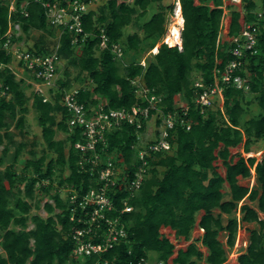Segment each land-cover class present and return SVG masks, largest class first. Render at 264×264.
Instances as JSON below:
<instances>
[{
  "label": "trees",
  "instance_id": "trees-1",
  "mask_svg": "<svg viewBox=\"0 0 264 264\" xmlns=\"http://www.w3.org/2000/svg\"><path fill=\"white\" fill-rule=\"evenodd\" d=\"M22 1L17 0V11L11 20L19 23L20 31L25 34L30 29L47 31L52 35L56 31L57 54L60 59L66 60V68L64 79L57 80L52 101H42L37 93H33L32 97L42 139L46 147L55 153V157L46 162L47 154L43 153L37 159H27L21 170L17 171L16 162L24 146L18 143L12 153V162L0 169V247L4 253H0V264L77 263L76 259L70 257L74 247L72 232L84 226L81 221L83 212L78 208L76 219L70 221L71 205L60 198V189L70 188L85 193L94 176L78 169L79 153L73 144L81 138L78 131L72 133L68 130V113L60 103L62 92L76 82L81 87L79 100L84 102L86 108L96 106L99 102L91 95L95 94L104 99L106 108L133 110L148 105L145 98L136 95V86L132 82L137 78L149 89V95L161 99L158 106L162 107L164 113L176 111L178 115H183L182 108L174 107L176 95L183 94L188 105L185 117L191 119L192 124L189 130L180 126L169 130L170 153L158 152L153 155V159L148 158L149 176L134 197L128 199L129 205L133 206L132 211L121 216L126 238L100 256L94 254L84 257L81 264H103V261L110 263L113 260L127 263L140 258L151 261L148 257L150 251L157 254L155 262L169 264L174 245L160 233V228L169 227L178 239L189 241L195 226L203 231L199 241L207 248V254L204 255L193 240L185 249L177 250L171 264H197L201 260L206 264H224L226 253L219 235L224 233L227 246H234L237 211L241 214V221L257 222L259 225V230H250L247 249L238 256V264H264V218L260 219L258 214L264 213V153L260 160L255 157L245 158L238 152L230 154V148L239 144L248 153L252 144L264 140V15L262 18L257 17L256 1H241L244 23L254 24L258 28L254 46L256 53L250 54L247 51L242 58L244 64L235 71L248 78L250 88L246 93L254 94L259 108V113L248 119H243L244 104L247 103H244L245 92L231 84L222 85V110L218 107L206 108L201 113L194 103L195 95L213 85L214 68L222 69L233 58L227 53L231 44L218 39L223 0H178L183 19L181 49L165 43L157 45L158 39L165 33V18L161 7L147 21L138 25L137 21L145 15L146 7L156 0H133L132 4L125 0H108L99 9L98 15L90 9L82 16V27L87 37L78 40L79 54L74 52L76 46L71 44V33L67 30L58 31L57 27L50 25L39 3L28 0L25 7L27 16H24L19 7ZM60 1L65 3L67 0ZM80 1L88 4L92 0ZM227 7L230 9L228 36L234 37L240 34L242 28L239 21L241 11L234 6ZM167 9L172 11L174 8L169 5ZM131 24L142 29L143 37L138 33L124 35V29ZM7 28V6L0 3L1 44V37ZM100 29H104L108 37V48L104 50H98ZM20 39L21 35H18L12 41ZM112 43L121 45V59L113 58L110 51ZM145 47L153 51L150 59L144 57L145 66H142L139 64L142 59L139 55ZM29 50L42 55L52 52L46 47L42 36ZM129 51L137 58L126 62ZM0 62H12L11 55L3 49H0ZM17 64L33 79L31 71L24 68L26 65L23 61ZM70 67L76 70L72 78L68 70ZM193 71L199 77L195 82L202 86H194L195 82L190 77ZM0 81L3 87L7 86L10 95L9 99L0 97V146L6 140L1 163L8 153L9 144L14 143L9 129L10 122L15 120V127L22 131L28 98L23 90V80L16 79L13 71L6 66L0 70ZM28 86L30 84H25V87ZM57 113L60 114L59 120L56 119ZM159 122L156 121L157 124ZM56 130L65 133V139H55ZM108 141L109 149L122 152L125 162L130 166L128 173L132 174L130 159L133 154L131 145L136 142L134 127L124 124ZM30 153L34 154L33 151ZM234 157L236 161H233ZM216 160H221L225 168L224 177L216 171L213 164ZM65 166L69 170L68 175L61 177L54 185L55 170L62 171ZM251 170L254 171L256 185L251 188L239 185L238 177L249 178ZM45 180L47 183L42 184ZM225 182L229 187L227 193L222 191ZM21 184L23 189H20ZM35 190H38L39 196L42 194L54 202V205L48 202L44 204L46 217L37 213L29 215L32 207H39ZM127 195V191L121 190L115 194L109 193L117 210L122 207L121 199ZM225 195L227 199H224ZM247 200L255 202L256 207L246 203ZM241 201L243 204L239 206ZM55 209L60 211L55 213ZM198 215L200 217L197 220ZM223 215L226 216L225 220ZM77 218H81L79 222ZM28 220L33 224L30 229L27 228Z\"/></svg>",
  "mask_w": 264,
  "mask_h": 264
},
{
  "label": "built area",
  "instance_id": "built-area-1",
  "mask_svg": "<svg viewBox=\"0 0 264 264\" xmlns=\"http://www.w3.org/2000/svg\"><path fill=\"white\" fill-rule=\"evenodd\" d=\"M224 1V0H223ZM241 3L242 0H231ZM44 8V13L47 22L57 27L58 31L67 30L71 33V44L78 45V40H83L87 37L82 27V16L89 10V3L86 4L80 0H67L62 3L60 0H34ZM0 3L7 6L8 28L2 35L3 43H0V49H3L6 54L11 55L12 60L16 63L23 61L26 69L30 70L33 76L32 84L39 90L35 93L42 97V101H52L56 82L58 80V64L60 57L57 54L58 44L55 45L52 52L46 55L38 54L29 48H21L16 42H13V37L20 35L19 23H14L11 18L17 11V0H0ZM28 0H23L20 3L21 13L27 16L25 7ZM223 9L225 6H222ZM263 13H257L258 18H262ZM223 18V16H222ZM223 24L221 23V27ZM182 30V28H181ZM180 30V32H181ZM257 26L254 24L242 25L240 34L234 37H229L227 40L231 47L227 53L233 58L220 69L215 67L213 70L214 83L211 87H207L194 97V103L200 108L203 113L206 108L217 106L223 108V84L233 85L235 88L242 89L243 92H248L250 85L247 77H242L236 74V69L244 64L242 58L248 51L250 54H255L254 46L256 44ZM61 32L58 33V36ZM98 50L108 48V37L104 29L99 32ZM220 40V37H218ZM166 43L163 38V42ZM181 49V45H177ZM110 51L114 59H121L123 49L119 43H112ZM153 51V50H151ZM140 65L145 66V59L142 58ZM8 67L12 70L9 64L0 62V70L3 67ZM23 69V68H22ZM24 71V69H23ZM138 78L132 83L136 86V95L145 98L148 105L145 107H136L133 110L127 108H106V103L98 102L96 106L86 108L84 102L79 100L81 87H71L62 92L60 103L68 113L66 121L69 132L78 131L80 140L73 144V148L79 153L77 165L79 171L89 173L94 176L92 183L85 193L70 188H61L64 196L60 198L67 200L70 203L69 220L76 219V211L78 208L82 210V219L84 226L75 228L72 232L74 247L70 253L72 259L84 258L86 256L97 255L107 252L109 249L117 245L122 239L126 238V230L121 221V216L124 213L130 212L133 206L129 205L128 199L140 190L143 181L149 176L150 163L148 158H154L153 155L158 152L171 151V144L168 141L169 130H175L177 126L184 127L189 130L192 124L191 119L185 116L188 111L186 103L181 105L183 115H178L176 111L164 113L162 107L158 106L161 102L159 97L149 95V89ZM194 86H202L199 82H195ZM45 87L47 93L42 88ZM7 86L2 85L0 81V97L9 99L10 95ZM154 110V112H151ZM153 119L154 134L150 140H146L142 136L145 132L146 124ZM160 122L157 124L156 121ZM127 124L134 127L136 142L131 145L133 154L130 159V165L133 167V173L129 175L128 164L125 162L121 151L109 149L108 138L116 131L121 130L123 125ZM142 129V130H141ZM95 174V175H94ZM45 180L42 184H46ZM127 191L128 195L121 199L122 207L116 209L109 193L115 194L117 191ZM71 192H73L71 194ZM114 213L111 215V213ZM236 249L240 248V243L234 244ZM237 249V250H238ZM103 264H163L162 261L152 262L145 258H140L135 262L119 263L113 260L112 262L103 261Z\"/></svg>",
  "mask_w": 264,
  "mask_h": 264
},
{
  "label": "rangeland",
  "instance_id": "rangeland-1",
  "mask_svg": "<svg viewBox=\"0 0 264 264\" xmlns=\"http://www.w3.org/2000/svg\"><path fill=\"white\" fill-rule=\"evenodd\" d=\"M107 1L108 0H92L91 3L89 4L88 10H90V9L91 10H95L96 11V15H98L99 9L101 7H103V6H105ZM119 1H121V0H118V2ZM125 1L128 4H132L133 3V0H125ZM255 1H256V5H257L256 10H255L256 13H260V12L263 13L264 12V0H255ZM176 2H177V0H156L154 2H150L149 5L146 7L145 15L140 17L139 20L137 21L138 25L142 24L143 22L147 21L151 17V15H153L154 13L158 12L159 10H161L160 7L162 8V11L164 13V18H165V21H164L165 33H164V35L161 38L158 39L157 45H160L163 42V38L166 35V33L168 32L169 25L173 22L174 11H175V7L177 5ZM169 5L173 6L174 9L172 11H169L167 9V7ZM223 6H225V10L227 9V6H234V7L237 8V10H239V11H241V13H243L242 8H241V3L233 2L231 0H224L223 1ZM238 6H239V8H238ZM137 9H138V7H137ZM222 9H223V7H222ZM139 12H140V10L138 9L137 13H139ZM228 15H230V12H228V11L226 12V14H223V18L221 20V23L223 24V26H224V24H226V19H227L226 16H228ZM263 15H264V13H263ZM263 15H262V17H263ZM18 32L21 35V39H20V41H17L16 44L19 47H21V48H30V47H32L34 42L40 36H42L45 39L46 47H48V49L50 51L56 45V41H57L56 31H55L54 35L49 34L47 31L36 30V29H30L27 34L22 33L21 31H18ZM133 33H138V35L140 37H143L142 29L137 28L136 24L128 25L124 29V35L133 34ZM74 52H75V54H79V52H80V46L79 45H77L74 48ZM151 55H152V51L151 50L148 51V48L145 47L144 50L142 51V54H140L139 56L142 57V58L147 57V59H150ZM136 58H137L136 55L132 51H129L128 55L126 56V62H128L130 60H134ZM138 59H139V57H138ZM10 65L12 67V71H13L16 79H22L23 80L22 86H23L24 93H25L26 97L28 98V101L26 103V105L28 107V110H27V113L24 116L25 121H24V125H23L22 131H19V129H17L15 127V120H12L10 122V128L9 129H10V133L13 136L14 143L13 144H9L8 153H7V155L4 156L3 162L0 163V169H3L6 165H8V164H10L12 162V153L14 152L16 146L18 145V143H23L24 146L22 147L20 155H19V158H18V160L16 162V170L20 171L22 166H23V164H24V162L27 159H37L43 153H45V154H47V157L45 159L46 162H47L49 159L55 157V153L52 152L51 150H49L46 147L45 142L42 139L41 128H40V126L38 125V122H37V112H36L35 108L32 106L33 93H35V91L39 90L40 87L37 89L36 86L32 84L31 77L25 71H23L22 68H19L17 66L18 64L15 61L12 60ZM65 68H66V60L65 59H61L60 63L58 64V69H57L58 79H64V70H65ZM68 70H69V73H70V78H72L75 75L76 70L73 67L68 68ZM190 77H191L192 81H194V82L199 80V77H198L197 73L194 72V71L191 72ZM86 83H89V82L87 81ZM25 84H30V86L25 87ZM141 84L142 83H140L139 85L141 86ZM79 85L80 84H78L76 82H73L71 84V87H78ZM56 88H57V82H56L55 89ZM42 90L45 93H47V96H49V94H48V92H47L45 87H43ZM91 95L95 99H97V101L104 102V99L100 98L98 95H95V94H91ZM244 103H246V104H244L245 111H244V114H243V119H248V118L254 117V116H256L259 113V108H258V106L256 104V101L254 100V94L245 93ZM184 104H185V98H184L183 94L176 95L175 101H174V107L178 108V107H180L181 105H184ZM216 108H217V106L213 107L212 109H216ZM56 119L57 120L60 119V114L59 113L56 114ZM154 129L155 128L153 126V119H152L149 122H147L146 128H145V132L142 134V136L145 138V141L146 140H150V138L154 134V131H155ZM65 137H66L65 133L56 130L55 139H57V140L58 139H65ZM5 143H6V140H5L4 144L0 146V157L2 155V149L5 146ZM67 149H68V145L65 147V151L66 152H67ZM250 150H251V152H249V153L243 152L242 145L239 144L235 148H230V154L232 155V154H235V153L238 152L245 158L246 157L260 158L262 152L264 151V140H259V141L255 142L254 144H252L250 146ZM30 151H33L34 154L32 155L30 153ZM170 152L171 151H169L168 153H170ZM236 160H237V158L234 157L233 161H236ZM213 164L216 167V171L221 176L224 177L225 169H224V166L222 165V162L220 160H216V161L213 162ZM56 168H58V167H56ZM68 173H69V170H68V168L66 166L63 168L62 171H59V169H56L55 173L53 175V184L56 185V183H58L60 178L61 177L63 178L65 176H67ZM239 177H238L239 185H243L245 187H252V186L256 185V182L253 179L248 181L247 179H241ZM20 189H23V184L20 185ZM228 190H229V187L227 186V184L225 182L224 183V188L222 189V191L224 193H227ZM34 192L37 195L36 198H38L39 207L37 209L32 207L29 215L37 213L41 217H46L47 213H46V211L43 208L44 204L46 202H48V203L54 205V202H53V200H50L48 197L43 196L42 194L39 196L38 194H40V193L38 192V190H35ZM60 195L62 197L64 196V192L62 190L60 192ZM227 197L228 196L225 195L224 199H227ZM251 204L254 205V203H251ZM59 211L60 210L55 209V213H58ZM214 212L217 213L218 210H214ZM258 214H259L260 218H262V219L264 218V213L259 212ZM225 218H226V216L223 215V219L224 220H225ZM10 227H14L15 229H18V227L15 226V225L14 226L10 225ZM32 227H33L32 222L30 220H28L27 221V228L30 229ZM240 229H241V231H238V233H237L238 234V236H237L238 241L236 239L235 242H236V244L240 243V245H241L243 243L242 240H246L245 237H247V235H248V229L259 230V225L257 224V222L255 224L254 223H250L248 225H245V227L241 226ZM242 229H244V231H242ZM198 230H199L198 227L195 226V228L193 229V231L191 233V239L189 241H185V240H183L181 238L178 239L175 236V233L173 235V231H170L169 227H161L160 228V233L162 235L166 236L171 241V243L174 245L173 254L169 258L168 263L171 262L172 258L176 255V251L178 249H185L186 246L188 245V243L193 241V240H194L195 244L198 246V248L200 250L204 249L203 246L199 242L200 231H198ZM223 236L224 235H222L220 237V239H222V241L224 239ZM0 240H1V234H0ZM0 253L2 255H4L1 247H0ZM156 256H157V254L154 251H150L148 253V257L150 258V260L152 262H155L154 260H155ZM83 260H84L83 258L76 259V262H77L76 264H81L83 262ZM197 264H204V261L203 260L198 261Z\"/></svg>",
  "mask_w": 264,
  "mask_h": 264
},
{
  "label": "crops",
  "instance_id": "crops-1",
  "mask_svg": "<svg viewBox=\"0 0 264 264\" xmlns=\"http://www.w3.org/2000/svg\"><path fill=\"white\" fill-rule=\"evenodd\" d=\"M226 6V5H225ZM238 8H239V6H238ZM230 12V10L228 9V7H227V9L225 10V7H224V9H223V14H226V12ZM227 17V19H226V24H224V26H222L221 27V30H220V34H219V37L221 38L220 39V41L221 42H224V41H227L228 39H229V36H228V29H229V23H230V15H228V16H226ZM239 21H240V23H241V26L242 25H244L245 23H244V19H243V13H241V17H240V19H239ZM225 22V21H224ZM223 37V38H222ZM228 38V39H227ZM259 141V140H258ZM244 152V151H243ZM250 152H251V150H250ZM249 153V152H248ZM264 153V151L262 152V154ZM262 154H261V156H262ZM257 160H260L261 159V157L260 158H256ZM221 161V160H220ZM225 169V168H224ZM224 173H225V171H224ZM239 178H241V179H247V178H242V177H239ZM249 178H251V179H253V180H255V174H254V171H252L251 170V176L249 177ZM238 182H239V179H238ZM227 184V183H226ZM227 186H228V184H227ZM243 186V185H242ZM249 188H251V187H249ZM228 198V197H227ZM246 203H248L250 206H252V207H256V204H255V202H250V201H248L247 200V202ZM251 203H254V205L253 204H251ZM241 204H243V201H241V202H239L238 203V205L240 206ZM202 214V212L200 213V215ZM200 215L197 217V220L199 219V217H200ZM240 216H241V214L237 211L236 212V217H237V233H238V231H241V226L242 227H245V225H248V224H250V223H247V222H243V221H241L240 220ZM251 223H256V222H251ZM258 224V223H257ZM198 227V226H197ZM199 229V228H198ZM246 230V229H245ZM250 230H252V229H248V235H247V237H245V239L246 240H243V241H246L245 242V245H242V247H240L238 250L236 249V246H233L232 248H230V247H228L227 246V244H226V235L224 234V233H221L220 235H219V240H220V242L222 243V246H223V248H224V250H225V253H226V261H225V263L224 264H238V260H237V258H238V256L240 255V254H242V253H245V251H246V249H247V245H248V241H249V237H250ZM170 231H173V235H174V230H171L170 229ZM198 231H200V234H199V239L201 238V236H202V233H203V231L201 230V229H199ZM242 231H244V229H242ZM247 231V230H246ZM222 235H224L223 237H224V239H223V241H222V239H220V237L222 236ZM237 236H238V234H236V239H237ZM166 237V236H165ZM235 239V240H236ZM244 239V238H243ZM170 241V240H169ZM237 241H238V239H237ZM171 242V241H170ZM200 242V241H199ZM190 243V242H189ZM236 243V242H235ZM201 244V243H200ZM243 244V243H242ZM202 245V244H201ZM203 246V245H202ZM203 248L204 249H202L201 251L204 253V255H206L207 254V248L206 247H204L203 246ZM177 252V251H176ZM206 253V254H205ZM230 253V254H229ZM230 255V256H229ZM169 264H171V262L169 263ZM204 264H206L205 262H204Z\"/></svg>",
  "mask_w": 264,
  "mask_h": 264
},
{
  "label": "bare ground",
  "instance_id": "bare-ground-1",
  "mask_svg": "<svg viewBox=\"0 0 264 264\" xmlns=\"http://www.w3.org/2000/svg\"><path fill=\"white\" fill-rule=\"evenodd\" d=\"M182 27H183V19L181 17L180 4L177 2L174 11L173 22L169 25L168 32L164 36L166 43H168L170 46L181 45L180 30ZM247 180L249 181L251 180V178H247ZM242 242L244 241L242 240Z\"/></svg>",
  "mask_w": 264,
  "mask_h": 264
},
{
  "label": "clouds",
  "instance_id": "clouds-1",
  "mask_svg": "<svg viewBox=\"0 0 264 264\" xmlns=\"http://www.w3.org/2000/svg\"><path fill=\"white\" fill-rule=\"evenodd\" d=\"M177 2L179 3V1L177 0ZM177 2H176V4H177ZM90 4V3H89ZM260 218V217H259ZM260 219H262V218H260Z\"/></svg>",
  "mask_w": 264,
  "mask_h": 264
}]
</instances>
